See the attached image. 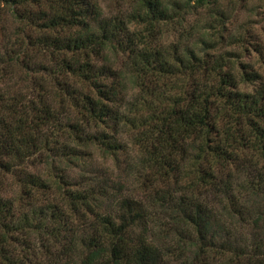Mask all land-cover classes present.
I'll use <instances>...</instances> for the list:
<instances>
[{
	"label": "trees",
	"instance_id": "trees-1",
	"mask_svg": "<svg viewBox=\"0 0 264 264\" xmlns=\"http://www.w3.org/2000/svg\"><path fill=\"white\" fill-rule=\"evenodd\" d=\"M124 1L0 0V264H264L262 73L220 51L216 0ZM92 148L129 157L139 197L67 175Z\"/></svg>",
	"mask_w": 264,
	"mask_h": 264
},
{
	"label": "rangeland",
	"instance_id": "rangeland-1",
	"mask_svg": "<svg viewBox=\"0 0 264 264\" xmlns=\"http://www.w3.org/2000/svg\"><path fill=\"white\" fill-rule=\"evenodd\" d=\"M106 15L124 14L129 11L124 0H97ZM217 8L228 14L227 19H221L224 27L220 28L219 35L223 37L220 44V51H232L238 54L239 58L236 60L248 63L253 69L258 70L263 75L264 79V0H216ZM197 13V14H196ZM207 11H199L192 13L187 18V24H169L164 29V37L162 42L165 44L175 42L182 29L188 28V25L193 20L208 19L210 14ZM15 25L9 19V16L0 18V48L6 45V36L14 29ZM242 38L244 42L237 43L234 38ZM1 52V49H0ZM120 63V58H118ZM24 78V79H23ZM15 83V85H13ZM8 91L16 90L15 86L20 85L22 92H28L31 88H37V84L32 83L30 76L27 78L20 72L11 73L7 78ZM13 85L14 87H10ZM123 142L129 143V137L123 134L121 137ZM129 147V146H128ZM129 155L132 162L137 160L136 153L129 147ZM91 153V154H90ZM91 157L87 158L86 165L82 168L77 164L71 166L70 171H66L69 177H84L91 178L92 175H103L109 178V181L121 180L124 185V193L139 197L138 190L136 189V176L135 171H124V166L129 162V157L125 154H120L117 161L110 156L103 154L98 148L90 149ZM37 169L40 174H51L48 166L43 163H38ZM94 173V174H93ZM59 174V173H58Z\"/></svg>",
	"mask_w": 264,
	"mask_h": 264
}]
</instances>
